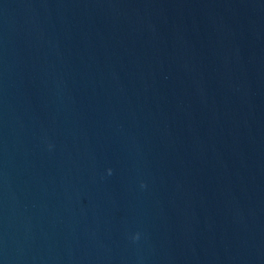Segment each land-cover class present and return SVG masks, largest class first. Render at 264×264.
I'll list each match as a JSON object with an SVG mask.
<instances>
[{
	"label": "water",
	"instance_id": "95a60500",
	"mask_svg": "<svg viewBox=\"0 0 264 264\" xmlns=\"http://www.w3.org/2000/svg\"><path fill=\"white\" fill-rule=\"evenodd\" d=\"M0 264H264V0H0Z\"/></svg>",
	"mask_w": 264,
	"mask_h": 264
}]
</instances>
